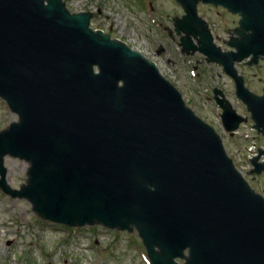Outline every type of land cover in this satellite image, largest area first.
I'll use <instances>...</instances> for the list:
<instances>
[{
  "label": "water",
  "instance_id": "95a60500",
  "mask_svg": "<svg viewBox=\"0 0 264 264\" xmlns=\"http://www.w3.org/2000/svg\"><path fill=\"white\" fill-rule=\"evenodd\" d=\"M176 1L184 50L224 67L264 136V94L235 68L264 57V23L252 31L264 0H240L230 52L214 43L198 4L237 13V0ZM94 16L72 13L63 0H0V97L19 116L0 132L1 189L46 221L137 230L152 264H264V196L157 64L91 28ZM215 99L234 134L247 119L221 90ZM7 155L30 164L20 189L8 183ZM262 155L252 174L264 172Z\"/></svg>",
  "mask_w": 264,
  "mask_h": 264
},
{
  "label": "rangeland",
  "instance_id": "374dc122",
  "mask_svg": "<svg viewBox=\"0 0 264 264\" xmlns=\"http://www.w3.org/2000/svg\"><path fill=\"white\" fill-rule=\"evenodd\" d=\"M72 13L95 14L91 27L126 42L158 65L160 73L182 94L186 104L222 137L228 155L249 184L264 194V173L252 174V146L264 150V137L254 129L246 104L238 97L235 81L223 67L209 63L196 51L188 54L181 44L173 19L184 10L175 0H63ZM199 15L207 22L215 44L222 51L233 50L226 30L229 14L222 8L199 4ZM198 45V38L191 37ZM237 63L246 87L261 95L264 87V61ZM215 89L224 92L238 114L248 118L235 134L226 131ZM18 121L0 99V131ZM256 152V149H255ZM260 161H264V156ZM8 182L14 189L26 184L29 163L7 156ZM182 262V260H178ZM0 264H151L137 232H119L103 226L70 228L41 219L26 199L13 198L0 188Z\"/></svg>",
  "mask_w": 264,
  "mask_h": 264
},
{
  "label": "flooded vegetation",
  "instance_id": "af4514ba",
  "mask_svg": "<svg viewBox=\"0 0 264 264\" xmlns=\"http://www.w3.org/2000/svg\"><path fill=\"white\" fill-rule=\"evenodd\" d=\"M209 6H212V5H209ZM219 8H222L223 10H225L229 16L227 17V19H225L226 21H228V23L230 22V25L229 27H226V30H230L231 32H233V35L230 36L229 40H228V46L230 48H233L230 46V42H232V39L233 38H239L240 36L237 34L236 30L238 28L241 27V20L243 18L242 16V12L244 13V8H243V5L242 3L240 2V0H237V2L235 3V8L237 11V13H234L230 8H228L227 6L225 5H220ZM256 10H257V15L252 11V15L254 17V20H255V24H254V27H253V30L252 31H258L259 30V27L261 25V23L263 24L264 23V15H259L260 13V10L258 7H256ZM264 61V57H260L258 59L257 62H254L252 63L251 65H255L256 67H258L257 65L260 63V62H263ZM264 88V87H263ZM262 88V90H263Z\"/></svg>",
  "mask_w": 264,
  "mask_h": 264
}]
</instances>
